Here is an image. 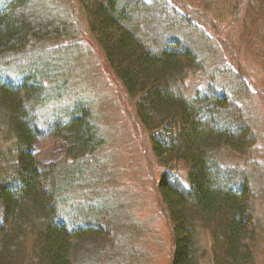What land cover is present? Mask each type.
<instances>
[{"label": "trees", "instance_id": "trees-1", "mask_svg": "<svg viewBox=\"0 0 264 264\" xmlns=\"http://www.w3.org/2000/svg\"><path fill=\"white\" fill-rule=\"evenodd\" d=\"M156 1L80 3L91 35L134 101L137 118L149 135L152 154L162 167L157 190L174 247L169 264H204L207 258L212 264H256L253 244L258 241L259 219L254 200L246 184L234 180L232 169L219 159L224 150L247 154L255 145L253 127L238 97L234 94L232 98L229 91L228 97L224 90L208 84L205 90L197 89L192 99L179 91L190 73L200 69L198 54L191 46L180 44L178 37L153 46L137 35L138 22L145 29L143 18L147 13L168 8L177 19L180 16L182 21L194 23V31L206 34L205 27L198 23L205 17L199 15L195 21L182 13L179 0ZM197 1L213 9L206 0ZM27 2L0 0V63L23 54L35 42L59 41L64 36V31L52 23L54 20H34ZM263 3L239 0L230 13L236 18L245 9L255 18ZM246 14L241 23L244 32L249 28ZM51 27H57L55 37H49ZM216 31L220 37L219 29ZM10 67L17 77L15 81L0 76V145L11 157L12 169L9 177L0 178V264H79L87 236H101L94 220L112 213L98 205L100 209L90 210L94 204H85L84 196L77 197L70 206L80 184L89 173L94 176L91 161L104 140L92 123L89 107L81 101L57 108L53 118L42 123L47 120L40 119L39 111L52 105L51 92L60 94L59 86L54 84L55 75H41L39 68L16 71ZM46 134L65 143L66 152L59 161L43 162L35 155L37 141ZM180 168L185 172L184 180L179 176ZM105 200L110 204L108 198ZM88 205L90 208H86ZM59 208L71 215L80 211L83 214L78 219L70 215L63 218ZM201 230L210 238L206 247ZM14 236H26L32 244L27 261L23 240H17L16 254L20 256L9 252Z\"/></svg>", "mask_w": 264, "mask_h": 264}, {"label": "rangeland", "instance_id": "rangeland-1", "mask_svg": "<svg viewBox=\"0 0 264 264\" xmlns=\"http://www.w3.org/2000/svg\"><path fill=\"white\" fill-rule=\"evenodd\" d=\"M147 1L157 3L156 0ZM215 1L206 0V5L213 8L209 9L197 0H179L182 13L186 12L195 21L199 15L205 17L198 23L205 27L206 34L194 31V23L182 21L180 16L177 19L168 8L163 11L156 8L147 13L143 18L145 29L138 22L136 32L153 46L164 44L170 37H178L180 44L191 46L198 54L200 69L190 73L178 88L184 96L192 99L197 89L205 90L208 84L215 85L227 95L232 93L231 97L235 94L243 106L253 127L255 145L245 155L224 150L219 159L225 167L232 169L234 180L246 184L249 196L254 200L259 223L258 241L253 246L257 249L256 264H264V3L255 18H251L245 9L235 18L230 9L239 0L226 3L220 0L219 4ZM27 4L34 20H54L52 23L64 31V36L59 37V41L35 42L23 54L3 60L0 70L6 64L7 69L4 68L0 76L15 81L17 77L8 68L10 66L16 71L39 68L41 75L49 73L52 77L54 74V84L59 86L60 94L51 92L52 105L39 111L40 119L47 120L42 123L49 122L57 108L70 107L69 104L81 101L89 107L92 123L104 140L103 147L91 161L94 176L89 173L84 179L73 195L75 197L72 196L70 206L77 197L84 196L85 204H94L90 205V210L99 206L112 213L94 220L95 229L101 236H87L78 256L79 264H169L174 247L157 190L162 167L152 154L149 135L137 118L134 101L112 73L103 50L91 35L80 0H28ZM245 14L249 28L244 32L241 23ZM54 28L57 27H51L49 37L56 36ZM216 29L220 31V37ZM159 31L162 33L158 34ZM153 37L162 39L152 41ZM65 152V143L49 134L40 138L35 146V155L43 162L59 161ZM6 154L0 145V178L9 177L12 170L11 157L9 154L4 157ZM184 174L180 168L182 180ZM89 205L86 208H90ZM77 208L83 207L78 205ZM82 212L71 215L59 208L63 218L70 215L78 219ZM17 240L24 241L23 254L27 261L32 244L26 236L23 239L14 236L9 252L16 254ZM201 241L205 247L210 241L203 230ZM209 263L212 264L207 258L204 264Z\"/></svg>", "mask_w": 264, "mask_h": 264}]
</instances>
